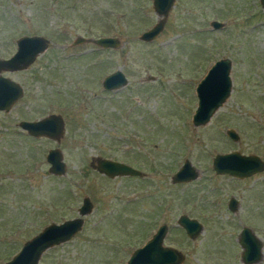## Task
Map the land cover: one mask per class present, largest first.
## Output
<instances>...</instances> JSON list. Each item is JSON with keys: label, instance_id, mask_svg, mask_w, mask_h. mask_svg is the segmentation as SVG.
Listing matches in <instances>:
<instances>
[{"label": "rangeland", "instance_id": "obj_1", "mask_svg": "<svg viewBox=\"0 0 264 264\" xmlns=\"http://www.w3.org/2000/svg\"><path fill=\"white\" fill-rule=\"evenodd\" d=\"M159 18L152 0H0V57L11 56L22 35L49 40L28 68L1 72L23 96L0 111V264L43 226L78 216L85 196L93 209L82 229L37 264H125L162 223L164 243L185 255L181 264H243V226L261 239L254 264H264V170L239 181L212 168L216 153L233 150L264 159V8L260 0H174L158 36L141 40ZM212 20L224 26L213 29ZM77 36H117L120 45L71 44ZM222 57L232 62L230 95L194 126L195 87ZM118 68L128 83L104 90L103 78ZM48 113L63 116L58 142L16 126ZM52 147L63 153L64 175L48 172ZM97 157L132 163L145 177H108L92 167ZM185 159L199 176L173 183ZM182 213L203 224L194 239L177 225Z\"/></svg>", "mask_w": 264, "mask_h": 264}, {"label": "water", "instance_id": "obj_2", "mask_svg": "<svg viewBox=\"0 0 264 264\" xmlns=\"http://www.w3.org/2000/svg\"><path fill=\"white\" fill-rule=\"evenodd\" d=\"M174 0H152V5L160 18L150 28L143 31L138 37L150 42L154 40L164 27V22ZM264 8V0H260ZM210 26L220 29L223 22L212 20ZM92 41L101 48H117L120 40L117 36H100L86 38L77 36L71 44ZM49 40L42 35H22L16 40V51L9 57H0V111L9 112L16 102L23 96L22 86L13 79L4 76L2 71H16L28 68L38 54L44 52ZM232 62L228 57H222L212 63L206 74L195 87L197 106L192 114L194 126L208 123L215 111L229 97L232 89L230 76ZM128 83L126 75L120 68L106 75L102 80L104 90L121 89ZM18 125L34 137H47L58 142L64 134L65 123L59 113H49L35 120H21ZM233 141L239 139L232 128L226 131ZM92 164L99 173L108 177L126 175H144L143 171L123 161L108 157L94 158ZM46 161L49 163L48 172L53 175H64L67 165L63 153L58 147L48 149ZM212 168L217 174H228L237 178H244L264 170V159L255 153L244 154L238 150L227 153H216L212 158ZM199 171L189 159L173 173V183H185L196 179ZM228 209L236 212L239 201L231 196L227 203ZM93 203L88 196L82 198L78 207V216L65 219L60 223L50 222L40 231L27 239L20 249L2 264H37L48 249L66 242L83 226L82 216L89 214ZM177 224L182 227L190 239H194L203 231V224L195 217L182 213L177 218ZM168 233V225L162 223L146 242L133 249L125 264H181L185 255L176 247L164 243ZM242 247L241 261L243 264L257 263L263 256L262 241L248 226H243L238 237Z\"/></svg>", "mask_w": 264, "mask_h": 264}, {"label": "flooded vegetation", "instance_id": "obj_3", "mask_svg": "<svg viewBox=\"0 0 264 264\" xmlns=\"http://www.w3.org/2000/svg\"><path fill=\"white\" fill-rule=\"evenodd\" d=\"M19 101V100H18ZM17 101V102H18ZM16 102V103H17ZM21 120H34V119H21ZM21 120H19L18 122H17V124H16V126L21 130V132H23L24 134H25V136H27V137H29V138H34V139H36V138H40V137H34V136H32V135H30V134H28V132L26 131V130H24V129H22L19 125H18V123L21 121ZM135 148H137V150L136 151H138V146H136V147H133V146H131L130 147V149L129 148H127V150L128 151H130V152H133V150L135 149ZM112 159V158H111ZM114 160H116V159H114ZM118 161H121V160H118ZM124 162V161H123ZM126 163V162H125ZM127 164H129V165H131V166H133V167H135V168H138L137 166H135V165H132V163H127ZM138 169H140V168H138ZM141 170V169H140ZM144 173V172H143ZM257 173H259V172H257ZM257 173H254V174H252V175H250V176H247V177H244V178H237V177H234V176H232V177H234V178H237L239 181H244V180H246V179H248V178H250V177H252L253 175H255V174H257ZM126 176H128V177H135V178H143V177H145V175H141V176H138V175H126ZM231 175H229V177H230ZM179 216V215H178ZM178 218V217H177ZM160 225V224H159ZM158 225V226H159ZM178 225V224H177ZM179 226V225H178ZM158 228V227H157ZM156 228V229H157ZM168 231H169V226H168ZM168 234V233H167Z\"/></svg>", "mask_w": 264, "mask_h": 264}]
</instances>
